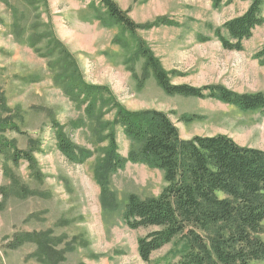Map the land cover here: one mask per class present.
<instances>
[{"label": "rangeland", "instance_id": "1", "mask_svg": "<svg viewBox=\"0 0 264 264\" xmlns=\"http://www.w3.org/2000/svg\"><path fill=\"white\" fill-rule=\"evenodd\" d=\"M26 21L35 17L23 0H10ZM138 23L167 16L175 25L139 31L161 60L176 84L196 87L221 85L237 93H264V56H256L264 46V25L244 41V50L223 48L216 36L218 29L250 6L252 0H232L214 7L213 0H115ZM39 20L52 24L55 35L75 56L87 83L106 85L129 110L156 109L168 113L183 139L196 135L224 134L242 146L264 150V110L242 111L215 99L166 94L151 75L142 80L144 59L135 57L134 38L121 26H106V10L98 0H47L41 6ZM264 15V6H263ZM11 10L0 1V91L11 108L19 107L17 120L21 133L8 131L21 149H29V139L41 141L36 154L42 178L32 174L28 163L19 167L0 159V186L13 189L15 181L26 189L24 195H8L0 210V263L43 264L33 254L37 244L27 243L17 249L9 244L24 232L51 231L63 237L58 249L67 248L60 264H160L173 244L155 252L149 263L138 252V240L155 227L131 229L123 218L128 198L158 196L166 186L164 172L145 164L127 162L112 176L110 189L115 194L117 210L101 203V187L94 177L96 160L107 142L97 137L95 123L89 121L85 107L77 105L54 81L55 71L49 58L19 41L13 29ZM116 38L125 41L123 46ZM44 53L47 42L41 45ZM197 115L186 122L183 117ZM109 113L106 120H113ZM52 121L64 126L76 144L94 150L85 163L71 162L57 147ZM120 154L127 158L132 141L121 127L116 128ZM12 170L13 176L7 173ZM35 191L36 194H29ZM2 200V196H0ZM258 264H264V260Z\"/></svg>", "mask_w": 264, "mask_h": 264}, {"label": "trees", "instance_id": "2", "mask_svg": "<svg viewBox=\"0 0 264 264\" xmlns=\"http://www.w3.org/2000/svg\"><path fill=\"white\" fill-rule=\"evenodd\" d=\"M0 1L12 12L16 38L26 40L30 47L49 58V67L55 71L54 81L69 99L85 107L87 118L95 123L97 137L102 135V142H107L94 169L103 207L117 210L111 179L127 162L164 172L166 186L162 192L146 199L131 194L123 214L131 229L156 228L138 240V252L145 262L149 263L155 252L171 243L173 248L160 264H258L264 260V150L242 146L224 134L183 139L168 113L127 109L110 87L86 82L75 56L55 35L52 24L39 20L38 12L47 0H23L36 13L31 21H26V14L10 0ZM98 1L108 17L103 23L117 24L134 38L135 57L144 59L142 80L152 75L162 90L172 96L215 99L242 111L264 110L263 92L237 93L221 85L196 87L174 83L171 75L177 72L164 68L139 31L177 23L167 16L138 23L115 0ZM231 2L213 0L216 8ZM263 6L264 0H252L241 16L216 31L224 49L244 50V41L264 25ZM44 41L47 48L41 53ZM115 42L126 45L120 38ZM256 56H264V46ZM20 110L11 108L5 92L0 91V159L15 167L25 161L34 177L41 179L36 158L42 151L41 141L29 139L30 148L25 150L19 148L16 139L6 135L8 131L22 132L17 121L21 119ZM109 113H114L111 121L105 119ZM197 118L192 115L182 119L192 122ZM117 127L133 143L127 158L119 152ZM52 130L58 149L71 162L83 164L94 156V150L73 142L58 121H52ZM11 171L7 175L18 180ZM25 189L17 181L13 189L0 186V210L8 195L14 192L23 197ZM27 243L37 244L33 255L43 264H60L66 259L67 248L58 249L64 243L63 237H55L51 231L17 234L9 247L17 249Z\"/></svg>", "mask_w": 264, "mask_h": 264}]
</instances>
